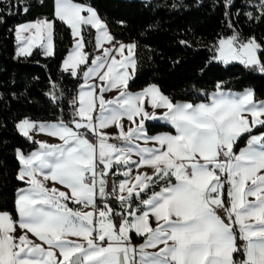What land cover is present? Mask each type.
Masks as SVG:
<instances>
[{
	"label": "snow or ice",
	"instance_id": "6c2138e0",
	"mask_svg": "<svg viewBox=\"0 0 264 264\" xmlns=\"http://www.w3.org/2000/svg\"><path fill=\"white\" fill-rule=\"evenodd\" d=\"M244 5L247 20H264V0ZM9 6L26 15L32 3ZM223 7L232 35L218 37L209 63L264 74V41L234 31L236 0ZM57 23L74 40L61 70L76 89L68 116L15 125L38 148L15 153L26 187L12 208L0 204V264H264V100L224 82L197 90L199 102L155 84L133 92L138 45L115 41L74 0H52L51 18L17 25V56L54 57ZM45 95L58 104L62 89ZM149 122L169 131L152 133Z\"/></svg>",
	"mask_w": 264,
	"mask_h": 264
},
{
	"label": "trees",
	"instance_id": "16d2710c",
	"mask_svg": "<svg viewBox=\"0 0 264 264\" xmlns=\"http://www.w3.org/2000/svg\"><path fill=\"white\" fill-rule=\"evenodd\" d=\"M89 4L104 20L115 41H131L137 47V75L131 90L149 84L175 100L199 102L196 91L211 93L218 82L225 91L254 90L257 101L264 100V75L240 64L209 63L218 37L232 35L226 27L224 0H74ZM16 0H4L3 22L0 23V204L12 208L17 189L24 186L15 177L19 168L15 153L36 148L15 127L25 118L33 122H55L70 114L68 101L75 93L76 82L62 73V61L72 47L70 30L55 26V56L43 57L40 49L32 55L15 54L14 28L38 17L51 18L52 0H31V10L15 14ZM24 3V0H20ZM241 14L238 19L237 10ZM244 0H236L231 9L234 31L245 39L255 36L264 41V20L249 21L242 14L250 11ZM259 15V13H257ZM93 34L95 33L92 30ZM87 39H93L88 36ZM186 41L187 44H182ZM86 51L94 52L92 47ZM56 87L53 88L52 85ZM59 103L50 102L45 93L59 92ZM152 133L167 132L169 126L149 122ZM241 147L245 146L242 142ZM139 240H136L137 242Z\"/></svg>",
	"mask_w": 264,
	"mask_h": 264
},
{
	"label": "crops",
	"instance_id": "0c3cea01",
	"mask_svg": "<svg viewBox=\"0 0 264 264\" xmlns=\"http://www.w3.org/2000/svg\"><path fill=\"white\" fill-rule=\"evenodd\" d=\"M98 16H99V14H98ZM99 18L102 20V22L103 23H105L104 22V20L99 16ZM105 25H106V23H105ZM106 27H107V29H108V31H109V33H110V35L113 37V35H112V33H111V31H110V29L108 28V26L106 25ZM14 31H15V28H14ZM15 34V33H14ZM16 40V39H15ZM117 42H121V43H133V42H131V41H122V40H120V41H117ZM74 46V40H73V38H72V47ZM72 47L70 48V50H69V52H68V54L70 53V51H71V49H72ZM35 49H39V48H34L33 49V51L35 50ZM40 51H41V53H42V56L43 57H46V56H44L43 55V52H42V50L40 49ZM17 53V41H16V49H15V54ZM67 54V55H68ZM67 55H66V57H67ZM16 56H17V54H16ZM18 57H27V56H18ZM65 57V58H66ZM61 67H62V65H61ZM139 91V90H138ZM135 92V91H134ZM243 92V91H242ZM234 93H240V92H234ZM22 121V120H21ZM20 122V121H19ZM33 122V121H32ZM18 123V122H17ZM36 123H41V122H36ZM47 123H52V122H47ZM151 123H157V122H151ZM158 124H162V125H164L162 122H160V123H158ZM17 131H18V129H17ZM18 133H19V131H18ZM20 134V133H19ZM20 135H22V134H20ZM35 138L36 139H39V140H47V139H49L47 136H45V135H43V134H40V133H35ZM53 142H56V141H53ZM244 147V146H243ZM36 148H38V145H36ZM32 151V150H31ZM30 152V151H29ZM28 153V152H27ZM20 182V181H19ZM22 183V182H21ZM23 187H26V185H24ZM22 188V187H21ZM17 193V192H16ZM16 197V196H15ZM70 206H73V207H75L74 205H70ZM140 241H137L136 243L138 244Z\"/></svg>",
	"mask_w": 264,
	"mask_h": 264
},
{
	"label": "rangeland",
	"instance_id": "374dc122",
	"mask_svg": "<svg viewBox=\"0 0 264 264\" xmlns=\"http://www.w3.org/2000/svg\"><path fill=\"white\" fill-rule=\"evenodd\" d=\"M142 1H149V0H142ZM94 32H95V30H94ZM14 33H15V31H14ZM114 38V37H113ZM218 42V41H217ZM124 44H128V43H124ZM86 50V49H85ZM220 63V62H219ZM233 63H236V64H239V63H237V62H233ZM233 63H231V64H233ZM222 65H225V64H223V63H221ZM229 65V64H228ZM259 73V72H258ZM259 74H261V73H259ZM262 75H264V74H262Z\"/></svg>",
	"mask_w": 264,
	"mask_h": 264
}]
</instances>
